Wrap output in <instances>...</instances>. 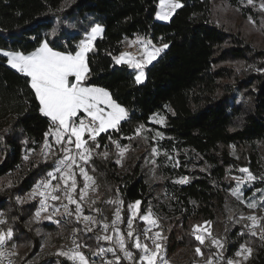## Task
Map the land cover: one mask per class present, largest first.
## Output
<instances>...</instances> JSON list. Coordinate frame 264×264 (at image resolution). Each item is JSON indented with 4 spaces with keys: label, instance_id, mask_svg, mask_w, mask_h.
<instances>
[{
    "label": "trees",
    "instance_id": "1",
    "mask_svg": "<svg viewBox=\"0 0 264 264\" xmlns=\"http://www.w3.org/2000/svg\"><path fill=\"white\" fill-rule=\"evenodd\" d=\"M176 1L181 7L168 22H159L160 0H0V51L28 55L47 40L53 50L75 54L83 33L66 37L64 32L51 33L59 31V19L90 15L104 30L87 53L89 71L83 84L106 89L126 109V119L112 132L125 136L122 142L138 152L125 159L123 172L112 150L105 158L86 137L93 151L83 164L96 178L98 188L86 195L85 214L100 218L107 213L110 217L116 207L109 201L121 193L120 216L127 225L129 205L140 201L139 213L144 214L152 201L171 264H191L197 257L193 226L203 222H213L221 231L225 257L248 242L253 252L246 264H264V240L241 235L234 220L226 224L227 218H238L248 210L234 213L235 198L224 183L228 168L246 161L249 154L254 172L264 166V42L246 20L221 17L225 4L237 7L246 0ZM77 26L81 27L79 21ZM138 37L168 45L146 67L142 84L137 83L134 68L115 59L127 40ZM7 60L0 54V212L13 233L10 244L18 252L16 264H71L55 250L70 242L73 228L82 229L80 240L91 248L95 240L83 221L76 222L75 214L61 224L36 216V203L29 192L54 169L56 160L52 153L44 155L45 140L53 141L51 134L45 136L51 121L39 111L30 78ZM157 114L165 116L162 127L150 123ZM141 126V130L149 127L148 140L154 135L163 153L153 190L144 171V152L149 147L136 134ZM104 139L105 134L98 138ZM183 178L186 183H177ZM77 182L81 189L80 177ZM261 185L264 188V182ZM135 225L139 233L143 231V222ZM122 234L126 247L137 255L127 231ZM98 243L103 248L113 246L102 239ZM117 254L119 264H134L118 248ZM107 256L115 259L111 252Z\"/></svg>",
    "mask_w": 264,
    "mask_h": 264
},
{
    "label": "snow or ice",
    "instance_id": "2",
    "mask_svg": "<svg viewBox=\"0 0 264 264\" xmlns=\"http://www.w3.org/2000/svg\"><path fill=\"white\" fill-rule=\"evenodd\" d=\"M162 11L157 13L159 19L167 20L171 13L176 9L181 7L179 3L166 4L165 0H160ZM249 5L254 3V0H247ZM167 9V10H165ZM260 10L264 11V3L260 4ZM251 20V17L249 18ZM103 31L99 24L91 28V33L86 39H82L78 45V51L75 54L65 53L61 51H55L49 46L47 40L42 42L40 46L28 55L21 52H9L4 51L3 55L8 58L7 62L12 68L16 69L18 72L23 73L25 76L30 78L31 89L35 92V97L39 101V111L45 116L50 118L51 124L49 132L45 134L46 138L48 135L54 136V142L56 145L60 146V151L63 154L58 157L54 162L53 171L47 172V177L51 180H57L56 185L52 186V193L57 190L63 193L64 198L67 199L68 204H75V214L76 219L79 221L81 219L82 207L80 201H84L87 195V190L89 188V183H94L91 176L85 170L79 161L87 164L91 158V153L93 149L88 147V140L83 139L87 133L88 138L95 144L96 148L100 145L96 143V137L100 133L107 132L109 128L116 129L119 122L125 118V109L113 102L105 90L96 87H86L83 85V81L86 79V73H88L89 68L86 62L87 53L92 49V40ZM55 30H53V34ZM150 43V42H149ZM168 45H163L162 48H157L154 52L147 53V59L140 62L133 63L132 59L129 58L128 61H124L123 55L116 57V62H127L130 66L141 69L140 74L137 76V83L141 81L143 77V64L151 63L152 60ZM74 78V81L73 79ZM104 104L105 107H100ZM105 108L110 109L106 111ZM81 113L84 116H81ZM162 122V121H161ZM140 129L136 130V134L139 135ZM159 135V133H158ZM73 137L75 138L73 140ZM116 147L120 150V156H123L126 150L119 143L113 141ZM75 149L82 150L77 151L73 154L72 146ZM45 146L49 149L51 146L48 144L47 139L45 140ZM106 147V146H105ZM153 153H156V149H153ZM47 156V153L44 154ZM105 158L107 157V152L104 153ZM79 157V161L77 160ZM25 159H28L26 156ZM120 160H117L119 163ZM153 163H155L153 161ZM79 169V174L83 176L86 183L79 191V199H75L72 196V192L77 189V179L76 172L74 169ZM241 172L248 173L247 180H255L256 177L253 176L247 168L240 169ZM58 174V177L57 175ZM51 180H42L36 185V189L43 187L45 191L39 192V195L47 200L50 198L53 201L61 200L60 195H55L49 193L47 189L51 184ZM59 181H63L64 187H61ZM70 182V183H69ZM187 178L178 180L177 183H186ZM35 191V190H34ZM95 191V189H93ZM235 194V193H234ZM44 200L41 201L40 210L36 212V216L39 217L41 212L47 211V205ZM93 204L95 201H91ZM111 203V201H109ZM140 201H136L135 204L129 205L131 210V217L127 220V237L132 240V248L138 250L137 255H134L129 247H126V240L123 234L120 233V229L117 227V222L121 220L120 209L117 208L115 212V219L111 221L112 231L116 234L109 235V224L107 222L103 223V231L105 234L102 236H97V240H104L107 242H113V246L108 248L100 247L97 249L94 255H103L106 252L113 253L114 260H105L103 264H119L121 256L117 254V248L123 253V258H127L129 261H134V264H168V262L161 256L162 244L159 242L163 239L161 232L157 231L150 235V228H146L143 231V240L141 239V233L136 232L134 234L133 230V218L137 216L139 212ZM68 204H65L64 211L68 215H72L69 211ZM250 209L257 207L255 202L248 203L247 205ZM59 208H54L53 214L59 212ZM96 212H100V209H94ZM48 219H52V216H48ZM106 221V217L104 218ZM241 219H247L251 221V225H245L249 228L251 235L255 236L257 234L256 229H260L261 239H264V224L260 223V220H264V217L257 218L255 215H250L248 217H241ZM140 220L147 222L148 225L153 227H159L157 221L152 218L151 209H149L147 214L141 215ZM83 221L91 223H100L95 221L92 216H83ZM5 223L3 219H0V224ZM209 223V222H205ZM202 225L193 226V235L195 239L200 242V244L205 243V236L199 233V229ZM78 231V230H76ZM86 231L91 232L92 228L87 227ZM207 231V229H205ZM13 236L12 230L9 229L7 232L0 231V260L6 256L12 255L5 245ZM148 241H151L149 244ZM218 248H222L223 245L215 238L211 241ZM74 248L69 251H59L57 255L68 257L72 261H77L78 264H89V259L80 250L81 245L73 239ZM87 247V245H84ZM252 249L241 245V251L236 253L237 256H241L242 252H247L251 254ZM196 253L203 256L199 247L196 248ZM138 257V258H137ZM244 256V259H247ZM9 264L11 262L9 261ZM94 264V262H93ZM205 264H214V258L209 256L205 260ZM227 264H234L233 260H228Z\"/></svg>",
    "mask_w": 264,
    "mask_h": 264
},
{
    "label": "rangeland",
    "instance_id": "3",
    "mask_svg": "<svg viewBox=\"0 0 264 264\" xmlns=\"http://www.w3.org/2000/svg\"><path fill=\"white\" fill-rule=\"evenodd\" d=\"M165 2H166V4L179 3L176 0H165ZM262 3L263 2L254 0V3L252 5H249L247 3V0H246L244 2H241L240 5L237 6V7L236 6H229V5L225 4L224 5V12L221 14V17H222L223 20L224 19L236 20V21L240 20V19L246 20V22H248L251 25V27L253 29V34L257 38H260L261 40H263V42H264V11L260 10V4H262ZM243 7H246L247 10L243 9ZM177 9L178 8H176L171 13V15L169 16V18L167 20L159 19L158 16L156 15L157 21H159V22H168ZM165 10H167V9H165ZM250 10L254 14H251ZM161 11H162L161 3L159 2L158 12L157 13H159ZM250 17H251V20L249 19ZM78 21L81 23V27L77 26V22ZM95 23H96L95 20L90 15H86V17L79 18V19H78V17H67V18L59 19L58 20L59 31L58 32L55 31L54 34H56V33L58 34L59 32H64L63 33L64 37H66V36H69V35L74 34L76 32L84 33V32H86L89 29V27L94 26ZM82 25H84V27H82ZM90 33L91 32L87 33V36L84 39H86L88 37V35H90ZM51 34H53V32ZM93 44H94V42H92V47H93ZM137 45H139L141 47V53L145 52V57H142V59L146 60L147 59V52H154L155 49L162 48L164 44H153L147 38L138 37V38H135V39H132V40H127L125 42L124 50L127 51V52H125V54L128 53V57H131L132 56L131 51L136 49ZM164 49L162 51H164ZM158 57H159V55H157L156 58L151 61V63H144L142 70H144L145 66L153 64L158 59ZM142 59H139L138 62L142 61ZM86 62H87V56H86ZM137 69H139V68H137ZM139 74L140 73H138V75ZM86 77H87V73H86ZM84 86H86V85H84ZM86 87L101 88V89L105 90L107 93H109L106 89H104L102 87H98V86H86ZM109 96H110L111 100L113 102H115L112 99L110 93H109ZM116 104H118V103H116ZM100 107H105V105L101 104ZM122 108H124V107H122ZM105 110L106 111H110V109H108V108H105ZM125 112H126V116H125L124 119H122L119 122V124L117 125V128L119 127L121 122L126 119V117H127L126 109H125ZM81 115H84V114L81 113ZM165 122H166V119H165V116L163 114H157V115L151 117V119H150V123H152V124H154V125H156L158 127L164 126ZM116 129L109 128L107 130V132L100 133L96 138H99L102 134H106V133L114 131ZM147 133H149V127H146L145 129L141 130L139 135L143 136V138L146 140L147 146L149 147L148 150H146L144 152V154L146 156L144 171H145V174L147 176V180H148V183L150 185V188H152V190H153V187L155 186V184L157 183V181H158V179L160 177L158 158L163 153H162V151L159 148L158 141H157L156 137L154 135L150 136V138H153V140H148L147 136L149 134L147 135ZM87 136L88 135L86 133L85 136L83 137V139L87 140L86 139ZM74 139L75 138L73 137V140ZM153 144H156V145H153ZM128 147H129V154L131 156H134V154H136L138 152V148H132L130 145ZM153 149H156V153H153ZM45 153H47V156H48L51 152H49V151L47 152L46 150H44V154ZM127 158L130 159L132 157H127ZM251 158H252V155L249 154L248 159L246 161H242V162L238 161L236 163V165H234L232 167H229L228 170H227V174L225 175V178H224V183L226 184L227 188L230 190V192L232 193L233 197L235 198V203H234V206L232 207L234 209V213L238 212L239 210L241 211V210H243V208H245L248 211H253V212L257 213L258 216H260V213L258 212V210L261 209V208L264 210V188H262V185H261V182H264V166L258 167L257 168V171H258L257 173L254 172L251 169V167H250ZM153 161L155 163H153ZM242 168H247L248 171L253 176L256 177V179L255 180H247L246 178L248 176V173L241 172L240 169H242ZM156 196L159 198L160 201L162 200V198L160 197L161 196L160 194H156ZM252 202H255L256 205H257V207L254 208V209H250L247 206L248 203H252ZM154 206H155V204L152 203V201H150L149 205L146 207V211H145L144 214H147L149 209H151L152 218L157 221V224L159 225V227L158 228L157 227H153L151 225H148L147 222H144V221L140 220V216L144 215V214H142V213L140 214L139 213L140 212V205H139V212H138L137 216L133 218L134 234L136 232H138V230H137L138 228L135 225L137 222H143L144 223L143 231L146 228H150L151 229V232L149 233L150 235L154 234L157 231L162 232L161 219H160L158 211L155 210ZM244 214H241L238 218H234V217L227 218L225 220L226 224H231L230 221L234 220L233 223H237L238 224L239 233L241 235H248V236L252 237L251 239H255V240H258V239L259 240H264V239H261L260 229H258L257 234L255 236L251 235L250 231L243 230V226H244L245 221H244V219H241V217H243ZM104 215H105V217H108L107 213H104ZM130 217H131V214H130ZM136 219H138V221H136ZM86 224H87V227H91L92 228L95 223L85 222V224L83 225L85 230H86ZM200 225H202V227L199 229V233L200 234L204 235V234H207L208 232L211 231V232H213V233H215L217 235V239L216 240H218L224 246V237H223L221 231L216 228V226H215V224L213 222H209V223L203 222ZM205 229H207V231H205ZM125 230L128 232L127 225L125 227ZM143 231L140 232L141 233V239L143 238V235H142ZM194 239H195V236H194ZM148 242L151 243V241H148ZM159 242L162 244L163 239L160 240ZM196 242H197V247H199L201 249V252L204 254L203 256H207V255H210V254L212 255V254H215V253L220 255V259H219L217 264H227V261L230 260L228 257L224 256L223 247L222 248H218L215 244H209V245H207V247L203 248L199 244L198 240H196ZM52 245H55V243L53 242ZM243 245H245L246 247H250L252 249L251 254L249 255L247 252H242L241 256H237L234 253L232 255L234 264H246V262L250 259L251 255H252L253 245L251 243H248V242L244 243ZM61 250H63V249L59 248V249H56L55 252L58 253ZM163 250H164V248L162 246V251ZM239 251H241V247H240ZM203 256L197 254V257L191 262V264H199V262H200V260H201V258ZM244 256H247L248 258L244 259Z\"/></svg>",
    "mask_w": 264,
    "mask_h": 264
},
{
    "label": "built area",
    "instance_id": "4",
    "mask_svg": "<svg viewBox=\"0 0 264 264\" xmlns=\"http://www.w3.org/2000/svg\"><path fill=\"white\" fill-rule=\"evenodd\" d=\"M131 53L133 55H140L141 54V47L139 45L136 46V49L132 50ZM81 116H84V115H81ZM53 137V141L52 142H48V144L51 146V148L49 149L48 147L45 146V150L48 152H51L52 154H54L56 156V159L58 157H61L63 154L61 153L60 151V146L59 145H56L55 142H54V136ZM125 139V136H116L112 131L111 132H108L105 134V139L101 142L98 140V138H96V143H98L100 145L99 148H96V149H100L102 151V154H104L105 152H109V150H112L113 153L116 154V159H115V163L117 165V167L121 170V171H126L125 169V165H124V161L127 157H132L130 154H129V147L127 144L123 143L122 140ZM113 141L119 143L122 147H124L126 150L124 151V154L123 156H120V150L116 147V144L113 143ZM106 146V147H105ZM72 151H73V154H75V152L77 151H82V150H77L75 149L74 145L72 146ZM120 160L119 163H117V160ZM77 160L79 161V157H77ZM79 163L85 167V170L88 172V175L91 176L94 180V183L92 182H87L89 183V188L87 190V195L90 194V193H95V191L97 190L98 188V183H97V180L96 178L90 173V171L87 169V167L83 164L82 161H79ZM53 171V170H52ZM74 171L76 172V179L77 177H80V179L82 180L83 182V185L84 183H86V181L84 180L83 176H81L79 174V169H74ZM57 177H58V174H56ZM42 180H51V178H48L47 175L45 176L44 179H41L39 182H41ZM37 182L30 190L29 192V198L31 201H35L36 203V212L38 210H40V207H41V201L44 200L43 197H41L39 195V192H42V191H45V189L43 187L39 188V189H36V185L39 183ZM57 183V180H51V184L49 186V188L47 189V191L49 193H52V186L56 185ZM61 187H64L63 185V181H59ZM70 183V182H69ZM82 185V186H83ZM93 189H95V191H93ZM35 190V191H34ZM79 186H78V182H77V189L75 192H72V196L73 198L75 199H79ZM52 194H55V195H60L61 196V200L59 201H53L50 196L47 200H44L45 204L47 205V211L46 212H41V215L38 217L39 219L43 220V221H46L48 223H52V224H61V223H64L66 222L69 217H71L72 215H68L65 213L64 211V205L65 204H68V201L66 198H64L63 196V193L60 192L59 190H57L55 193H52ZM120 195L121 193L118 194V197L117 198H114L111 200V204L114 205L116 208L110 213V217L108 215V217H106V221H105V215L104 213L101 215L100 218H96L94 216L93 219L96 220V221H99L100 223L98 224H94V226L92 227V231L91 232H88L90 234V236H92V238L95 240V246L93 248H91V246L86 243V242H83L80 240V232L82 231V229L78 226L74 227L73 228V232L71 234V238H70V242L65 246V248L63 249V251H69L70 249H73L74 248V245H73V239L76 240V242L78 244L81 245V248L80 250L85 254V256L89 259V264H103V261L105 260H109L108 256H107V253H104L103 255H94L93 253H95L97 251L98 248L102 247L101 245H99L98 243V240H97V236L98 235H103L105 234L104 231H103V223L104 222H107L109 224V230H108V233L109 235H113L114 232L112 231V225H111V221L113 219H115V212H116V209L119 208V198H120ZM84 203H85V200L84 201H80V204H81V207H82V213H81V219L79 221H83V216H89V215H86L85 214V206H84ZM116 204V205H115ZM54 208H59L60 211L59 212H56L55 214H53V211H54ZM68 208H69V211L72 213V214H75V208H76V205L75 204H68ZM250 215H255L258 219L261 218V217H264V210L260 213V216L257 215V213L253 212V211H248L244 214L243 217H248ZM48 216H52V219H48ZM121 217V216H120ZM0 219H3L5 221V223L3 224H0V231H4V232H7L9 230V225L7 223V221L5 220L4 216L2 215V213L0 212ZM75 219H76V214H75ZM245 223H244V226H243V230H248L249 231V228L245 227V225H251V221L250 220H247V219H244ZM76 222H78V220L76 219ZM85 223V221H83ZM260 223L261 224H264V220H260ZM117 227L120 229V233L122 234V231L125 230V227L126 225L123 224V220L121 218L120 221L117 222ZM259 228L256 229V232L258 231ZM78 230V231H76ZM203 236H205V243L201 246L203 248L207 247V245L209 244H212L211 241L213 238L217 239V235L213 232H208L207 234H204ZM143 239V238H142ZM10 241H7L6 245H5V248L12 253V255L10 256H6L4 257L2 260H0V264H9V261L11 262V264H16V260H17V257H18V252L12 248L11 244H10ZM104 241V240H102ZM149 243V242H148ZM150 244V243H149ZM84 245H87V247H84ZM162 246H163V242H162ZM91 250V253H89L88 251ZM240 250V249H239ZM238 250V251H239ZM236 251L235 254L238 252ZM209 256H212L214 258V264H217L219 259H220V255L218 254H210V255H207V256H203L199 262V264H205V260L209 257ZM162 257L168 262V264H171L169 259H168V256L166 255V251L163 250V255ZM68 259V257H66ZM230 260H233V256L231 257H228ZM69 262L71 264H78L77 261H72L70 259H68ZM159 264H161V262H159Z\"/></svg>",
    "mask_w": 264,
    "mask_h": 264
},
{
    "label": "crops",
    "instance_id": "5",
    "mask_svg": "<svg viewBox=\"0 0 264 264\" xmlns=\"http://www.w3.org/2000/svg\"><path fill=\"white\" fill-rule=\"evenodd\" d=\"M95 25H97V24H94V26H95ZM92 27H93V26L89 27V29H88L86 32L83 33V38H82V39H84V38L87 36V33L91 32V28H92ZM101 28L103 29L102 26H101ZM103 30H104V29H103ZM102 34H103V31H102L100 34H98L97 36H95V38L92 40V42H94L97 38L101 37ZM3 52H4V51H0V54H1L2 56H4V55H3ZM125 52H127V51L123 50L122 53L118 56V57H120V56L123 55L124 61H128L129 58H131V59H132V62H133V63H136V62H138L139 59H142V57H145V52H142L140 55H136V56H134V55L132 54L131 57H128V53L125 54ZM147 53H149V52H147ZM162 53H163V51H162L161 53H159L158 55H161ZM133 56H134V57H133ZM4 57H5V56H4ZM6 58H7V57H6ZM7 59H8V58H7ZM142 60H143V59H142ZM121 63H127V62H121ZM127 64H129V63H127ZM129 65H130V64H129ZM10 66H11V65H10ZM148 66H149V65H148ZM131 67H132V66H131ZM146 67H147V66L144 67V70H143L144 75H143V77L141 78V81H140L138 84H142V83H144V81H145V79H146V72H145ZM132 68H134V69L137 71V74H136V78H137V75H138V73H140L141 69H137V68H135V67H132ZM15 70H16V69H15ZM22 74H23V73H22ZM136 81H137V79H136Z\"/></svg>",
    "mask_w": 264,
    "mask_h": 264
},
{
    "label": "water",
    "instance_id": "6",
    "mask_svg": "<svg viewBox=\"0 0 264 264\" xmlns=\"http://www.w3.org/2000/svg\"><path fill=\"white\" fill-rule=\"evenodd\" d=\"M71 79H73V81H74V78H71Z\"/></svg>",
    "mask_w": 264,
    "mask_h": 264
}]
</instances>
